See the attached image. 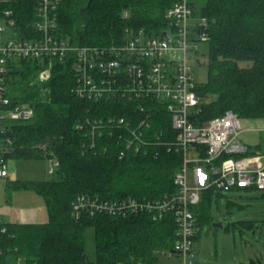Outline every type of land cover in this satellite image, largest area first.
Wrapping results in <instances>:
<instances>
[{
  "label": "trees",
  "instance_id": "16d2710c",
  "mask_svg": "<svg viewBox=\"0 0 264 264\" xmlns=\"http://www.w3.org/2000/svg\"><path fill=\"white\" fill-rule=\"evenodd\" d=\"M178 1L59 0L56 34L97 47L123 44L140 30L160 36L169 25L167 10ZM195 2L197 14L209 20L205 32L210 48L208 80L197 82L196 87L200 97L196 122L204 124L229 110L241 119H264V0ZM38 6V0H12L8 5L29 37L36 36L32 27ZM74 60L72 56L55 59L44 80L40 72L45 60L23 57L6 64L3 83L8 107L26 105L34 113L27 120L1 119L2 164L7 166L12 157H50L59 165L50 179L12 184L42 195L48 220L2 221L0 264H7L10 254L23 264H169L160 261V254L177 239L173 213L157 220L147 209L126 215L83 212L77 216L72 204L79 196L112 204L133 200L155 204L176 194L175 177L184 155L177 146L171 112L164 102L129 91L124 77L100 98L80 94ZM48 138L53 148L44 147ZM263 151L260 142L249 146L248 153ZM221 195L223 191L210 187L192 206L199 230L211 220L212 204ZM90 228L95 237L94 260L87 253Z\"/></svg>",
  "mask_w": 264,
  "mask_h": 264
},
{
  "label": "built area",
  "instance_id": "2783aa9c",
  "mask_svg": "<svg viewBox=\"0 0 264 264\" xmlns=\"http://www.w3.org/2000/svg\"><path fill=\"white\" fill-rule=\"evenodd\" d=\"M38 1L37 18L32 27L36 36L29 37L23 34L13 16L14 10L8 7L12 0H0V121L27 120L33 116V108L26 105L9 108L10 99L5 95L6 64L10 59L23 57L46 61L40 72L43 80L50 76L55 59L74 57L82 95L100 98L110 93L114 81L124 77L129 91L164 102L178 131L177 146L184 155L175 177L177 193L155 204H137L134 200L131 204H112L79 196L72 204L73 213L77 216L83 212L126 215L147 209L157 220L171 212L178 224L177 239L171 249L162 253L178 258L172 264H197L194 236L199 225L192 206L199 202L202 192L210 187L223 192L234 188L264 190V151L248 153L249 146L240 139L242 124L238 114L229 110L204 124L196 122L200 97L190 59L199 52L197 40L207 41L208 18L197 14L195 0H179L167 10L169 25L162 35L147 36L140 30L131 33L123 44L97 47L59 37L56 34L59 0ZM6 31L9 32L4 38ZM2 161L0 156V179L9 175ZM58 165L59 161L52 158L49 173ZM2 221L0 216V224Z\"/></svg>",
  "mask_w": 264,
  "mask_h": 264
},
{
  "label": "rangeland",
  "instance_id": "374dc122",
  "mask_svg": "<svg viewBox=\"0 0 264 264\" xmlns=\"http://www.w3.org/2000/svg\"><path fill=\"white\" fill-rule=\"evenodd\" d=\"M6 31L4 38H7ZM199 52L190 59L193 78L198 83L208 80L209 43L198 39ZM246 64V63H241ZM3 120V119H2ZM1 120V122H2ZM240 139L247 146L264 142V131L249 129L246 119H241ZM50 157L23 159L12 157L7 161L9 175L0 179V216L5 222H46L48 211L45 199L34 189L13 187L12 184L28 180H46ZM192 174V169L190 168ZM189 183H192L190 178ZM229 201L235 204H228ZM212 218L205 222L194 242L197 264H246L255 259L264 261V190L231 189L224 191L220 201L211 207ZM87 253L96 257L95 237L92 228L87 230ZM178 257V256H176ZM162 263H174L168 253L160 254ZM7 264H23L14 254Z\"/></svg>",
  "mask_w": 264,
  "mask_h": 264
},
{
  "label": "crops",
  "instance_id": "0c3cea01",
  "mask_svg": "<svg viewBox=\"0 0 264 264\" xmlns=\"http://www.w3.org/2000/svg\"><path fill=\"white\" fill-rule=\"evenodd\" d=\"M249 129L256 131H264V119H246ZM263 143V142H262Z\"/></svg>",
  "mask_w": 264,
  "mask_h": 264
},
{
  "label": "water",
  "instance_id": "95a60500",
  "mask_svg": "<svg viewBox=\"0 0 264 264\" xmlns=\"http://www.w3.org/2000/svg\"><path fill=\"white\" fill-rule=\"evenodd\" d=\"M166 35H167V33H166ZM46 143H47V147L48 148H53L54 143H53L52 138H48L47 141H46Z\"/></svg>",
  "mask_w": 264,
  "mask_h": 264
}]
</instances>
